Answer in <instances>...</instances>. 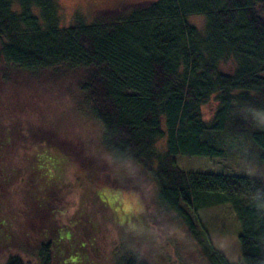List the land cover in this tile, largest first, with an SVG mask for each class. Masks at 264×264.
I'll return each instance as SVG.
<instances>
[{"label": "trees", "instance_id": "trees-1", "mask_svg": "<svg viewBox=\"0 0 264 264\" xmlns=\"http://www.w3.org/2000/svg\"><path fill=\"white\" fill-rule=\"evenodd\" d=\"M191 16L205 19L203 33L187 22ZM0 62L21 72L76 74L103 148L115 164L132 163L150 177L158 204L181 222L207 264H230L198 216L222 205L240 228L241 264H264V218L250 199L259 188L264 201V179L185 172L176 164L177 157H223L226 135H248L264 163V0H157L69 27L59 25L56 0H0ZM211 101L205 120L202 108ZM162 139L163 154L156 148ZM45 178L33 170L22 211L6 214L0 197V248L15 250L3 264H30L29 256L56 264L68 252L86 254L77 246L88 240L95 251L92 237L72 243L75 223L60 224L63 184ZM126 245L113 248L110 264H138Z\"/></svg>", "mask_w": 264, "mask_h": 264}, {"label": "rangeland", "instance_id": "rangeland-1", "mask_svg": "<svg viewBox=\"0 0 264 264\" xmlns=\"http://www.w3.org/2000/svg\"><path fill=\"white\" fill-rule=\"evenodd\" d=\"M155 1L56 0L60 27H69L75 19L89 23L92 16L101 11ZM187 22L198 32H204L203 17L191 16ZM78 78L76 74L60 71H16L0 62V184L3 186L0 197L6 214L23 210L31 174L41 169L45 181L56 176L57 187L63 184L58 193L66 213L60 224L75 223L71 228L72 243L78 245L79 237L94 238V252L88 251L90 240L87 246H77L82 251L87 250L88 257L85 252H68L56 264H81V258L82 264H89L85 258L92 264H110L109 257L116 245L124 248L127 244L132 249L144 241L146 236H137L134 229H143L146 234L163 233L172 226L180 230L193 251L187 252L179 246L173 251L166 246L159 253L158 264H207L204 252L181 222L165 213L158 204L155 184L150 177L132 163L117 165L112 161L100 142L99 125L79 98ZM214 107L215 102L211 101L202 108L205 120H209ZM223 147V157H177L176 164L185 172L264 177V163L259 161V151L248 135L238 138L226 135ZM156 148L163 154L165 139L159 140ZM39 160L41 166L37 167ZM249 169L255 170L257 175L250 177ZM42 188L43 185L38 189ZM198 216L213 246L230 264H241L240 228L231 207L205 209ZM64 233L61 236L65 238ZM225 237L230 241L227 252L215 243ZM14 251L13 247L10 251L0 248V264ZM27 259L35 264L30 256Z\"/></svg>", "mask_w": 264, "mask_h": 264}, {"label": "clouds", "instance_id": "clouds-1", "mask_svg": "<svg viewBox=\"0 0 264 264\" xmlns=\"http://www.w3.org/2000/svg\"><path fill=\"white\" fill-rule=\"evenodd\" d=\"M248 175L254 176L257 175L255 170H248ZM264 179V177H261ZM261 189H257L251 194V203L256 210V214L264 218V201L260 198ZM134 232L137 236H146L143 242L138 243V246H133L132 251L136 256V260L139 264L141 260H147L148 264H158V256L164 247H170L173 251L176 250L177 246L186 250L187 252L193 251L187 244L186 238L180 232V230L172 226L165 230L163 233L159 231H153L151 233H145L143 229L136 228ZM216 246L221 250L227 252L230 241L227 237L222 240L215 241ZM179 259V258H178Z\"/></svg>", "mask_w": 264, "mask_h": 264}]
</instances>
